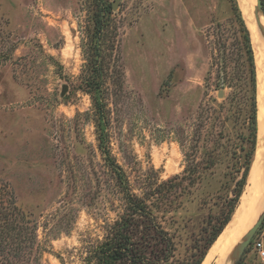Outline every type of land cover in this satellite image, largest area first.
Returning <instances> with one entry per match:
<instances>
[{
    "label": "rangeland",
    "instance_id": "374dc122",
    "mask_svg": "<svg viewBox=\"0 0 264 264\" xmlns=\"http://www.w3.org/2000/svg\"><path fill=\"white\" fill-rule=\"evenodd\" d=\"M109 1V72L122 83H106L105 154L85 88L99 0H0V188L23 229L9 234L0 262L96 264L95 250L131 214L128 188L144 205L129 222L136 264H204L251 202L259 78L241 0ZM243 1L254 16L258 1ZM247 36L257 134L241 189L254 141ZM253 240L239 264H264Z\"/></svg>",
    "mask_w": 264,
    "mask_h": 264
},
{
    "label": "trees",
    "instance_id": "16d2710c",
    "mask_svg": "<svg viewBox=\"0 0 264 264\" xmlns=\"http://www.w3.org/2000/svg\"><path fill=\"white\" fill-rule=\"evenodd\" d=\"M231 1L233 4H235L234 0ZM99 2L100 8L97 13L94 14L93 28L90 31L89 43L87 45L86 69L88 76L85 79V88L87 94L91 95L93 101V108L95 110L94 119L97 128L98 140L101 145L102 152L106 154L108 153L107 142L109 125V113L106 103V97L109 95V90L106 86V83L107 81H111L113 87L115 89L118 87L119 89V86L122 83V77L117 69L115 71L113 70L111 73L109 72L110 65L108 62L107 52L109 50H113V47L110 44L114 34L112 32L113 5L109 0H99ZM246 46L248 62L250 66V99L252 100L251 104L253 108L252 114L250 116V125L251 134L254 138V141L251 150L247 152V165L244 176L240 181L241 189L244 187L242 183L245 182L248 175L257 134L255 107V65L253 52L250 46V39L248 36L246 37ZM116 94L117 92L113 93V95ZM117 175L121 181H123L125 184H128L127 180L125 179V174L121 172V170L117 173ZM12 199L13 197L9 192L0 188V253L6 252L5 249L10 248L9 243L12 241L11 235H9L10 233L15 232V230L23 231L21 228L22 226H15V223H18L17 217L21 215L18 211V208L14 205V200ZM126 199L130 203L129 212H131V214H125L123 219L118 224L119 227L117 228L116 226L113 234L108 236L107 239L98 247V249L95 250L94 258L96 260V264H119L126 261L135 262L136 264V261L140 260L142 251L140 249L141 244H136L132 241V231L129 222L130 216L133 217L140 211L142 212V210H144V205L141 200L136 197L135 194H133L128 188L126 190ZM221 231L222 227H220L219 231L214 236L211 244L216 240ZM16 235L19 234L16 233ZM170 244L172 245L171 241ZM11 255L17 258L21 256L17 251L15 253H11ZM3 260H5L7 263H3L2 261L0 264H12L6 256L3 257ZM202 261L203 258L199 259L198 264H200Z\"/></svg>",
    "mask_w": 264,
    "mask_h": 264
},
{
    "label": "bare ground",
    "instance_id": "6f19581e",
    "mask_svg": "<svg viewBox=\"0 0 264 264\" xmlns=\"http://www.w3.org/2000/svg\"><path fill=\"white\" fill-rule=\"evenodd\" d=\"M241 2L247 25L252 33L251 38L253 39L259 78V143L251 172L250 185L248 186V193L252 199L249 205L240 207L234 215L229 225L217 239L204 264H209L213 258L222 264L264 211V34L262 38L261 29L254 17L256 15H252L251 10L244 4L245 1L241 0ZM261 23L264 26L263 18H261ZM229 264H233L232 260L229 261Z\"/></svg>",
    "mask_w": 264,
    "mask_h": 264
},
{
    "label": "water",
    "instance_id": "95a60500",
    "mask_svg": "<svg viewBox=\"0 0 264 264\" xmlns=\"http://www.w3.org/2000/svg\"><path fill=\"white\" fill-rule=\"evenodd\" d=\"M257 1H258V7L256 8L255 15H256V18H257V21H258V25H259L261 31L264 34V27H263V24L261 23V16H263V14H264L263 5L261 3V0H257ZM116 4H117L116 2L113 3V9L114 10L116 9ZM66 91H67V89L64 88L63 89V94H65ZM263 222H264V211L259 215V217L256 220V222L254 223V225L244 235V237L242 238L240 243L224 259L222 264H229V261H231V260H232L233 264H237L241 260L242 256L245 253V250L250 246L253 237L255 236L257 231L261 228Z\"/></svg>",
    "mask_w": 264,
    "mask_h": 264
},
{
    "label": "built area",
    "instance_id": "2783aa9c",
    "mask_svg": "<svg viewBox=\"0 0 264 264\" xmlns=\"http://www.w3.org/2000/svg\"><path fill=\"white\" fill-rule=\"evenodd\" d=\"M254 251L258 254L259 258L264 261V229L259 230L254 236L253 244Z\"/></svg>",
    "mask_w": 264,
    "mask_h": 264
}]
</instances>
